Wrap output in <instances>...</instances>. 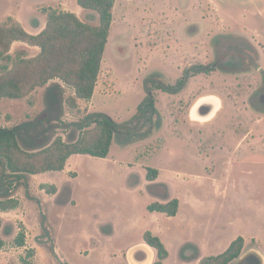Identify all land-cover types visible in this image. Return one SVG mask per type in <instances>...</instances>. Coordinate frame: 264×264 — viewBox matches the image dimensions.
Here are the masks:
<instances>
[{"label":"rangeland","instance_id":"374dc122","mask_svg":"<svg viewBox=\"0 0 264 264\" xmlns=\"http://www.w3.org/2000/svg\"><path fill=\"white\" fill-rule=\"evenodd\" d=\"M47 6L99 22L98 13L77 0H0V22L13 16L38 33ZM113 14L94 96L80 100L76 109L65 101L50 107L45 87L24 98H2L0 127L50 111L58 125L50 139L69 140L76 132L63 123L80 121L89 112L129 122L154 74L174 84L189 67L213 71L192 75L176 94L154 89L158 112L148 137L127 143L116 136L107 158L76 154L65 170L48 171L44 179L54 181L56 194L42 188L38 175L30 180L38 198L28 199L19 188L20 206L0 211L6 241L0 264H153L156 250L144 242L146 230L166 243L170 256L164 264H199L240 235L259 240L245 245L242 254L257 249L264 255V106L258 99L264 92V0H116ZM19 51L34 56L40 49L18 41L11 54ZM71 93L65 86L64 97ZM209 95L221 101L215 116L203 124L190 122L191 108ZM211 111L212 106L199 105L200 116ZM238 142L256 155L246 161L245 171L233 153ZM148 167L159 170L156 180L146 178ZM173 198L180 200L176 216L147 209ZM20 231L26 233V246L14 243Z\"/></svg>","mask_w":264,"mask_h":264},{"label":"trees","instance_id":"16d2710c","mask_svg":"<svg viewBox=\"0 0 264 264\" xmlns=\"http://www.w3.org/2000/svg\"><path fill=\"white\" fill-rule=\"evenodd\" d=\"M84 9L96 11L98 24L84 21L69 10L54 6L42 8L46 15L45 27L34 34L13 16L0 22V99L24 98L38 88L45 87V99L54 108L66 104L71 109L79 107V100H90L96 91L103 69L107 44L111 37L116 0H77ZM38 47L40 51L28 56L25 51L11 54L15 42ZM193 70V71H192ZM206 66L185 69L174 84L165 83L159 74L147 78L148 94L139 105L137 113L127 123H120L103 111L87 113L82 120L63 123L73 127L75 135L69 140L58 136L50 139L58 125L52 123L50 111L46 115L28 120L13 127H0V211L7 212L20 206L16 191L23 187L28 199L36 197L31 190V176L47 171H62L68 160L76 154L107 158L116 136H124L127 143L148 137L155 126L158 110L154 89L171 94L180 92L192 75L211 72ZM65 86L72 89L66 98ZM49 107V108H50ZM61 120V118L59 119ZM48 138L47 140H45ZM159 170L148 167L146 178L154 181ZM49 194H56V185L43 186ZM150 212L176 216L180 209L179 198L167 202H153L147 206ZM42 228L48 235L46 215L42 214ZM3 220L0 217V230ZM146 244L156 250L153 264H164L170 251L164 240L152 230L143 233ZM17 246H26V233L20 231L14 239ZM6 245L0 234V250ZM245 238L238 236L221 253L206 255L200 264H231L243 252ZM51 251L56 254L54 247ZM34 249H28L33 255Z\"/></svg>","mask_w":264,"mask_h":264},{"label":"crops","instance_id":"0c3cea01","mask_svg":"<svg viewBox=\"0 0 264 264\" xmlns=\"http://www.w3.org/2000/svg\"><path fill=\"white\" fill-rule=\"evenodd\" d=\"M17 20V19H16ZM19 21V20H18ZM20 22V21H19ZM21 23V22H20ZM22 24V23H21ZM44 24H46V17H44ZM23 25V24H22ZM24 26V25H23ZM25 27V29L27 30V31H29V30H31V31H33V29L32 28H26V26H24ZM45 27V26H44ZM30 32V31H29ZM32 33V32H31ZM34 34H36V33H34ZM30 46V45H29ZM32 47H34V46H32ZM38 48V47H37ZM80 101V100H79ZM245 146H244V143L243 142H238V144L236 145V147H235V149H234V154H237L238 156H240V160L241 161H238L237 162V164H239V166H241L242 168H243V170L245 171V169H246V167H244L245 166V163H246V161L248 160V159H253V158H256L255 156L256 155H254L252 152H250V151H247L245 148H244ZM264 154V153H263ZM260 156H262L263 158H264V156L263 155H260ZM263 158H257V159H263ZM253 161V160H252ZM253 163V162H252ZM263 163H264V161H263ZM260 165H263V164H260ZM65 170V169H64ZM63 171V170H62ZM48 172V171H47ZM47 172H43V173H40V174H36V175H32L31 176V178L33 177V176H40V177H42V179H44L45 177H46V175H47ZM47 179H44V181H42L43 182V186L45 185V186H47L46 184H51V185H53L52 183H54V181H49V180H47ZM33 186H35L34 184H31V190H32V193H33ZM57 187V186H56ZM43 188V187H42ZM43 189H45V188H43ZM58 189V188H57ZM230 189H231V187L228 189V190H226V192L225 193H221V195H222V197H225V196H228L229 195V193H230ZM34 194V193H33ZM35 195V194H34ZM220 195V196H221ZM36 197H37V195H35ZM22 203V201L20 200V204ZM157 234V233H156ZM159 235V234H158ZM160 236V235H159ZM241 236H243V235H241ZM161 237V236H160ZM244 238H245V245H247L250 241H252V240H254V241H256V243H258V239H248V237H250V236H243ZM162 238V237H161ZM234 240V239H233ZM153 249V248H152ZM200 264V263H199Z\"/></svg>","mask_w":264,"mask_h":264},{"label":"clouds","instance_id":"9594fccd","mask_svg":"<svg viewBox=\"0 0 264 264\" xmlns=\"http://www.w3.org/2000/svg\"><path fill=\"white\" fill-rule=\"evenodd\" d=\"M200 104H207L212 106V111L209 115L207 116H200L198 114V108ZM220 104L221 101L219 100V98L209 95V96H205L202 99L197 101V106L191 108L190 112H189V121L192 123H200L203 124L205 121L207 120H211L213 116H215L216 111L220 108Z\"/></svg>","mask_w":264,"mask_h":264},{"label":"water","instance_id":"95a60500","mask_svg":"<svg viewBox=\"0 0 264 264\" xmlns=\"http://www.w3.org/2000/svg\"><path fill=\"white\" fill-rule=\"evenodd\" d=\"M258 99H259L260 105L264 106V92H261ZM233 264H264V255L258 252L257 249L249 250L246 253L241 254L234 261Z\"/></svg>","mask_w":264,"mask_h":264},{"label":"flooded vegetation","instance_id":"af4514ba","mask_svg":"<svg viewBox=\"0 0 264 264\" xmlns=\"http://www.w3.org/2000/svg\"><path fill=\"white\" fill-rule=\"evenodd\" d=\"M209 115V114H208Z\"/></svg>","mask_w":264,"mask_h":264}]
</instances>
